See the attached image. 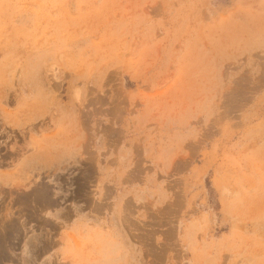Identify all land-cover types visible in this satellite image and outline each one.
I'll return each instance as SVG.
<instances>
[{"label":"rangeland","instance_id":"rangeland-1","mask_svg":"<svg viewBox=\"0 0 264 264\" xmlns=\"http://www.w3.org/2000/svg\"><path fill=\"white\" fill-rule=\"evenodd\" d=\"M0 264H264V0H0Z\"/></svg>","mask_w":264,"mask_h":264}]
</instances>
